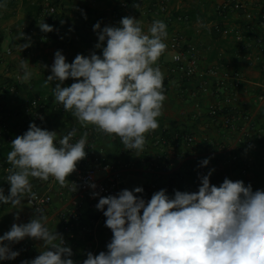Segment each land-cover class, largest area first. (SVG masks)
<instances>
[{
  "label": "crops",
  "instance_id": "0c3cea01",
  "mask_svg": "<svg viewBox=\"0 0 264 264\" xmlns=\"http://www.w3.org/2000/svg\"><path fill=\"white\" fill-rule=\"evenodd\" d=\"M30 1L45 7L41 16H27L21 5L22 0H18L19 6L16 10H0V188L4 190L5 196L10 194L11 187L7 181L9 174L4 169L8 162L7 155L12 150L10 143L17 136L23 135L20 132L27 131L32 123L42 129L57 132V146L58 140L73 128L77 131L72 143L87 132V155L77 163L76 168L88 167L94 156L106 157L121 173L118 193L136 187H142L144 190L151 183H157L161 187L170 184L171 187L165 188L170 198L174 196L175 191L197 192L201 183L199 177L212 170L214 171L209 179L210 183L216 186L222 184L225 178L232 181L241 180L245 186L255 183L254 171H264V101L259 100V95L264 93V73L261 71L264 47L252 42L250 33L235 37L230 33L214 32L215 24L220 21L216 7L225 0ZM162 1L168 3L170 13L194 9L199 19L191 24L172 22L166 14L160 13L156 8ZM240 1L254 9L256 15L264 13V0ZM137 4L138 8L134 6ZM50 8H54L56 13L63 17V21L68 22L69 30L61 37L63 45L60 48L52 46L48 39L45 40V35L56 34L57 30L45 33L38 26V23H47ZM124 17L139 20L145 33L155 20H161L167 25L168 32L164 41L167 45L166 51L157 62L164 74L163 92L166 99L163 114L157 118L159 127L146 134V144L139 156L131 150H126L118 136L106 135L94 125L81 126L72 112L65 111L63 105L55 100L54 88L59 81L53 80L47 86L44 84L47 77L52 75L51 66L57 51H61L67 63H72L78 54L89 57L95 52L102 57V48H95L98 35L93 26L100 22L101 29L105 26L119 27ZM240 21L234 17L227 24L228 28L241 24ZM255 24L256 33L264 36V25L260 26L262 23L259 18H256ZM22 33L25 38H21ZM173 35H180L185 42L197 46L200 68L227 61L234 69L242 72L243 82L237 90L231 110L243 112L249 117L247 122L239 120L237 129L229 131L223 126V113L216 118L209 116L210 107L220 105L221 101L212 92L203 93L198 79H185L176 69L168 49L169 40ZM28 38L31 40V46L21 51L20 45L28 43ZM248 42V58L243 54L238 56V51ZM9 49L12 51L11 55L6 54ZM22 60L29 64L28 70L32 74L28 81L22 80ZM74 82L77 81L70 77L61 86L68 87ZM33 99H37L42 108V117L38 121H32L27 111L28 104ZM245 131L248 137L250 135L254 139L251 147L239 142ZM177 134L193 135L195 144L191 147L184 142L176 145ZM161 135L168 141L165 146L155 144L157 137ZM223 148L228 154L237 153L240 156L247 174L243 175L238 166L221 165L224 159ZM169 156L173 160L167 172L150 167V162L160 164ZM204 159H208L209 163L205 169H201L200 163ZM223 169L227 170L226 177L222 175ZM98 177H102V173H99ZM29 180L32 189L47 192L52 197V202L44 213L47 217L46 226L50 231L60 232L64 215H78L75 227L81 228L78 230V238L70 245L73 252L70 258L75 264H83L87 259L88 252L83 258H79L83 249L90 250L93 255H98L101 251L107 252V244L111 242L113 233L105 226L106 217L100 218V210L95 207L97 203L92 193L78 184L76 192L70 190L73 173L66 180L68 187H61L52 177L48 181L31 177ZM136 195L146 202L152 197L151 195L145 198L144 191ZM3 207L4 203L0 202V236L9 231L14 223L30 222L35 214V210L26 204L17 207L10 205L1 210ZM9 246L25 247L30 255L26 260L36 258L45 250L43 241L27 237ZM0 264L6 262L0 260Z\"/></svg>",
  "mask_w": 264,
  "mask_h": 264
},
{
  "label": "clouds",
  "instance_id": "9594fccd",
  "mask_svg": "<svg viewBox=\"0 0 264 264\" xmlns=\"http://www.w3.org/2000/svg\"><path fill=\"white\" fill-rule=\"evenodd\" d=\"M120 25L101 29L97 22L93 26L98 35L95 48H102V57L95 52L89 57L78 54L67 63L57 51L52 75L44 84L59 81L55 100L71 111L81 126L94 125L106 135L118 136L126 150L138 155L145 147L146 134L159 127L157 118L163 114L164 74L157 62L166 51L168 32L161 20H155L147 33L133 17L122 18ZM38 26L45 33L54 30L44 22ZM21 38H25L23 33ZM28 40L20 45L21 51L31 46ZM20 67L22 80L28 81L32 75L29 64L22 60ZM70 77L77 82L62 87ZM76 131L73 128L59 139V146L57 132L35 123L17 136L7 155L12 165L7 176L10 194L5 196L0 188V202L17 207L25 197L34 200L30 177L42 181L52 177L61 187H68L67 178L87 155L88 134L72 143ZM201 163L206 166L209 160ZM212 171L199 177V189L193 193L175 191L170 198L161 189L146 202L136 195L143 193V188L136 187L101 197L95 207L103 211L105 226L113 236L107 252H89L83 264H264V190L253 191L251 184L228 178L213 185L209 179ZM70 190L77 191L74 182ZM46 223L39 208L30 222L14 223L0 236V260L16 259L20 253L9 245L27 237L43 241L45 250L21 264H75L70 258L72 249L64 246L62 235L50 231Z\"/></svg>",
  "mask_w": 264,
  "mask_h": 264
},
{
  "label": "built area",
  "instance_id": "2783aa9c",
  "mask_svg": "<svg viewBox=\"0 0 264 264\" xmlns=\"http://www.w3.org/2000/svg\"><path fill=\"white\" fill-rule=\"evenodd\" d=\"M156 8H158L160 13L166 14L172 22L181 23L187 21V18L182 15L173 17L166 1L160 2ZM54 11V8L49 9V13H53ZM216 13L219 16L220 21L215 24L214 32L230 33L235 37H242L244 33H250L252 34L251 41L258 46L264 47V36L262 34H257L255 31L256 18H259L261 21L262 24H260V26L264 25V13L256 15L254 9L250 8L249 5L240 0H225L216 7ZM234 17L240 19L241 24L230 26L228 28L227 24L230 23ZM45 40H47L46 35ZM249 47L250 44L248 42L243 49L238 51V56L243 54L245 58H248L247 50ZM168 49L171 52L172 62L185 79H198L200 81V90L203 93L212 92L219 97L221 104L212 105L210 107L208 113L210 117L216 118L219 114L223 113V126L229 131L237 129V121H248L249 117L243 112L231 110L233 109L232 107L236 100L237 90L241 87L243 82V74L241 71L234 69L227 61H221L206 68H200L197 46L193 43L185 42L184 38L180 35H173L170 38ZM6 54L11 55L12 51L9 49ZM261 71L264 73V58L261 63ZM259 100L264 101V93L259 95ZM27 111L32 121H38L42 117V108L39 106L37 101L31 102V104L27 107ZM181 142H184L187 146L191 147L195 144V137L193 135L184 136L177 134L175 137L176 145ZM239 142L251 147L254 144V139H252L250 135L248 137L245 131L243 133V137L239 139ZM155 144L157 146H165L168 144V141L163 135H161L157 137ZM222 155L224 156V159L221 161L222 166H237L240 162H242V159L237 153L228 154V151H226L225 148L222 149ZM172 160L173 158L169 156L160 164L150 162V167L152 169L156 168L167 172L172 165ZM207 166L208 164L206 166H202V163H200L201 169H205ZM5 170L9 174L12 170V165L9 163ZM99 173H102V177H98ZM241 173L243 175L247 174L246 167L243 166ZM226 176L227 173L224 174V177ZM73 182L80 185L86 191L99 193V195L95 197L92 195L93 199L96 203H98L101 197L117 195L121 184V173L110 163V161H108L106 157L99 155L92 158L91 164L88 167L76 168V171L73 172ZM92 183L96 185L95 189L90 187V184ZM169 187H171L170 184L161 187L157 183H151L145 187L144 196L145 198H148L153 193ZM32 192L36 194L35 199L29 201V198L25 197L21 201V204H26L33 210L39 208L44 214L52 202L51 195L47 192H41L35 189H32ZM106 208L107 206H105V211ZM103 216V211L100 210V218L102 219ZM63 219L65 223H70L69 226L66 227H75L78 215H64ZM11 249L13 251H18L20 253L19 256H17L14 260H2V262H6V264H21L26 256L23 247L11 246Z\"/></svg>",
  "mask_w": 264,
  "mask_h": 264
},
{
  "label": "trees",
  "instance_id": "16d2710c",
  "mask_svg": "<svg viewBox=\"0 0 264 264\" xmlns=\"http://www.w3.org/2000/svg\"><path fill=\"white\" fill-rule=\"evenodd\" d=\"M0 4H6V7H0V10H16L19 6L18 0H0ZM21 5L25 10V14L27 16H30V17L31 16H33L35 18L39 17L44 13V10H45V7H43V5L36 3V2H33V1H30V0H22ZM169 10H170V8H169ZM48 12H49V10H48ZM49 15L50 16L48 17L46 24L52 26L53 29L57 30V33L56 34L51 33V35L49 34V36L47 34L46 36H47V39L49 40V42L52 46H55L56 48H60L63 45L61 37L65 33H67L69 30L68 22L67 21L64 22L62 19L63 17L60 16L59 14H57L56 11H54L53 13H49ZM171 15L173 17H177L179 15L185 16L187 18L186 22L190 23V24L199 19V16H198L196 10H194V9H191L187 12H184V11L173 12V13H171ZM33 101L38 102L37 99L30 100L28 106ZM38 104H39V102H38ZM39 106H40V104H39ZM25 132H26L25 130H22L20 132V134H24ZM8 164H9V162H7L4 165V169L7 167ZM237 166H238L240 172H241V169L243 168V166L245 167V165L242 162H240ZM225 169H223V172H222L223 177H224V174L227 173V170H225ZM253 175L255 177V183H251L253 191H256L258 189L264 190V177H263L264 171L262 173L258 172V171H254ZM189 193H193V192L191 191ZM10 205H12V204L11 203H7V204L4 203V207L1 210H4L7 206H10ZM69 224L70 223H68V224L65 223L64 219L62 218L60 232H59L63 236V239L65 241L64 246H67V247H70L71 243H74L75 238H78V236H77L79 234L78 230L81 228V227H66V226H69ZM71 236H73V237H71ZM81 240H83V239H81ZM25 250H26V252H25L26 256H30L28 254V251L26 248H25ZM86 252L89 253L90 250L85 251V249H83V253H81L79 255V258H83L84 254Z\"/></svg>",
  "mask_w": 264,
  "mask_h": 264
},
{
  "label": "rangeland",
  "instance_id": "374dc122",
  "mask_svg": "<svg viewBox=\"0 0 264 264\" xmlns=\"http://www.w3.org/2000/svg\"><path fill=\"white\" fill-rule=\"evenodd\" d=\"M23 250H25V247H23ZM26 252V250H25ZM29 256L24 257L23 261L26 260Z\"/></svg>",
  "mask_w": 264,
  "mask_h": 264
}]
</instances>
